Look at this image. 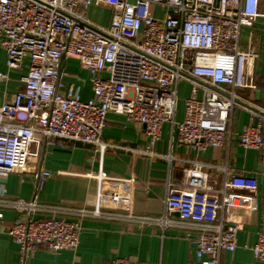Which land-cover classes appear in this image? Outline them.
I'll list each match as a JSON object with an SVG mask.
<instances>
[{
  "label": "built area",
  "instance_id": "obj_1",
  "mask_svg": "<svg viewBox=\"0 0 264 264\" xmlns=\"http://www.w3.org/2000/svg\"><path fill=\"white\" fill-rule=\"evenodd\" d=\"M260 3L0 0V48L7 69H25L11 101L0 105V221L6 209L23 215L8 229L22 262L38 247L54 253L74 250L85 218L178 228L195 245L200 264H219L223 251L236 248L240 224L225 225L218 217L227 203L225 190L255 185L243 175L228 174L222 188L215 189L205 169L227 174L225 164L194 160L183 170L180 186L167 185L165 209L177 211V219L63 207L40 202L36 195L12 198L6 195L2 179L26 169L32 146L39 140L58 138L100 149L111 146L102 138L109 112L139 123L149 148L137 152L157 156L151 148L166 122L175 127L176 140L194 153L224 146L231 136L233 109L239 107L258 120L243 127L238 141L262 152L264 163V115L236 93L254 86L259 52L249 43L243 46L241 30L264 19ZM91 6L108 12L105 24L89 18ZM62 57L75 58L90 72L91 97L82 99L78 86L64 84L59 70ZM8 80V73L0 71V82ZM181 81L189 84L190 92L182 119L175 121ZM50 175L38 168L33 173L35 189H41ZM250 250L264 263V230L257 233ZM108 264L144 263L119 257Z\"/></svg>",
  "mask_w": 264,
  "mask_h": 264
},
{
  "label": "crops",
  "instance_id": "obj_2",
  "mask_svg": "<svg viewBox=\"0 0 264 264\" xmlns=\"http://www.w3.org/2000/svg\"><path fill=\"white\" fill-rule=\"evenodd\" d=\"M87 12L95 22L105 24L108 20V12L103 13L97 6L89 7ZM241 40L243 46L249 43L259 52L252 76L254 86L241 89L252 90L246 100L264 115V19L258 18L252 28H242ZM255 69L261 74L258 80L254 79ZM0 71H6L9 75L6 83L0 82L1 105L11 101L12 95L21 86L20 78L25 69H7L5 53L0 48ZM60 72L64 84L79 87L82 99L91 97V74L82 69L75 58H64ZM185 84L189 86L187 82ZM183 110L180 113L176 107L175 121L182 119ZM257 120V117L251 118L246 110L235 107L228 143L221 147L210 146L200 153H194L179 143L175 127L166 122L161 128L160 140L151 148L159 155L149 156L137 152L149 148L143 127L125 115L109 112L102 138L111 146L100 149L58 138L39 140L32 146L26 169L7 175L2 183L6 195L12 198L31 199L36 195L40 202L63 207H98L177 219L175 211L167 212L165 209L167 185L180 186L183 170L190 167L194 160L225 164L227 174L205 169L215 189L222 188L228 174L243 175L255 187L225 190L227 203L218 217L224 220L225 225L240 224V228L236 232V248L232 252L223 251L219 264H264L250 250L257 233L264 230L263 154L259 150L243 147L238 141L243 127ZM40 167L51 175L43 187L36 190L33 173ZM20 218L23 215L14 210H3L0 221V264H108L119 257L144 264H200L195 245L178 228L162 229L156 225L141 226L135 222L93 218L81 220L79 243L74 250L54 253L38 247L28 253L22 262L18 245L8 234V229Z\"/></svg>",
  "mask_w": 264,
  "mask_h": 264
},
{
  "label": "rangeland",
  "instance_id": "obj_3",
  "mask_svg": "<svg viewBox=\"0 0 264 264\" xmlns=\"http://www.w3.org/2000/svg\"><path fill=\"white\" fill-rule=\"evenodd\" d=\"M260 9L264 10V0H261L260 3ZM157 16H160L161 14V9H159L157 12ZM255 76L254 79L258 80L259 79V74L257 69H255ZM261 75V74H260ZM246 91H243L242 89H237L236 93L238 96H240L241 98H243L244 100H246L249 96L248 93L252 92V90L250 89H245ZM189 86L187 84H185V82L181 81L179 82L178 85V104H177V109L178 111L181 113L183 108H184V104H185V100L186 98L189 96Z\"/></svg>",
  "mask_w": 264,
  "mask_h": 264
},
{
  "label": "water",
  "instance_id": "obj_4",
  "mask_svg": "<svg viewBox=\"0 0 264 264\" xmlns=\"http://www.w3.org/2000/svg\"><path fill=\"white\" fill-rule=\"evenodd\" d=\"M63 61H64V57H62V58L60 59L59 70H61V66H62ZM175 212H176V214L178 215V212H177V211H175Z\"/></svg>",
  "mask_w": 264,
  "mask_h": 264
}]
</instances>
